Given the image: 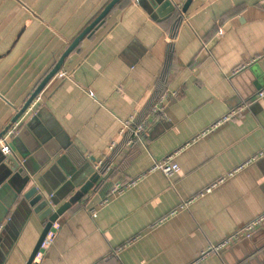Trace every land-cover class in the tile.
Returning <instances> with one entry per match:
<instances>
[{
  "label": "crops",
  "instance_id": "1",
  "mask_svg": "<svg viewBox=\"0 0 264 264\" xmlns=\"http://www.w3.org/2000/svg\"><path fill=\"white\" fill-rule=\"evenodd\" d=\"M111 1L0 0V135ZM170 1L119 2L17 120L11 157L36 173L25 192L42 181L62 206L74 193L61 167L83 185L100 164L113 174L60 217L33 264H264L244 235L202 259L264 216V0H193L186 13L188 0ZM33 134L49 148L21 157ZM176 152L177 175L150 173L102 205ZM43 228L27 204L9 210L0 264H27Z\"/></svg>",
  "mask_w": 264,
  "mask_h": 264
},
{
  "label": "water",
  "instance_id": "2",
  "mask_svg": "<svg viewBox=\"0 0 264 264\" xmlns=\"http://www.w3.org/2000/svg\"><path fill=\"white\" fill-rule=\"evenodd\" d=\"M122 0H112L109 5L102 11V13L73 41L70 47L64 52L59 61L56 63L52 71L47 75L43 80L41 85L35 90L28 102L25 104L20 113L15 117L13 122H16L20 117L25 115V112L29 109L30 105L34 99L43 92L46 85L51 81L63 68L66 58L70 53L78 46V44L87 36L94 32L100 25L104 23L105 18L111 12V10ZM193 0H188L185 4L183 11L186 13L189 9ZM166 4H172L171 1L166 2ZM34 131V130H32ZM5 133V132H4ZM2 133L0 138L4 135ZM31 139L26 142L25 149H22V156L26 157L29 153L41 152L42 148H49L48 142L43 140H36V134L31 135ZM54 154L46 158L47 162L52 159ZM8 158L12 161V166H9L6 163ZM0 159H5L6 163L0 162V226L3 224L4 219L7 217L9 210L14 206L19 204V207L27 204L31 209V213L36 214L40 222L44 223V228L41 233V236L37 242V245L28 261L27 264H33L36 256L41 250V247L48 236L49 232L52 230L53 225L58 222L60 217H62L67 210L79 203L82 200V197L92 189L93 185L96 184L101 179V173L95 170V173L90 175V181L86 185L80 183L79 174H72L65 172L62 168V173L65 177V180L68 179L69 182L67 185L71 187V190L66 195L65 198L70 196L72 192L74 193L69 200L64 203L62 206H59L60 200L58 196L54 195L50 190L47 189L42 181H39L38 184L33 185L27 192L25 189L32 183L36 173L28 172L26 173L25 167L28 165L25 162H22L18 157L12 155H4L0 152ZM59 164V162H58ZM60 166V164L58 165ZM15 178L21 179V184L15 186L13 180ZM12 185H14L15 190H13ZM69 189V188H68ZM68 191V190H67ZM9 195V196H8ZM3 196V197H2ZM7 199L6 202H3V199ZM258 232H254L249 238L245 241H252L254 243V248H252L250 257L253 258L254 262H263L264 263V226L260 228ZM263 234L261 239L256 240L257 234ZM251 247V245H250Z\"/></svg>",
  "mask_w": 264,
  "mask_h": 264
},
{
  "label": "built area",
  "instance_id": "3",
  "mask_svg": "<svg viewBox=\"0 0 264 264\" xmlns=\"http://www.w3.org/2000/svg\"><path fill=\"white\" fill-rule=\"evenodd\" d=\"M167 1H170V0H167ZM243 69H245V67L240 68L238 70V72L243 70ZM42 93H40L34 99L32 104L30 105V109H33L34 107H36L42 101V96H43ZM262 98H264V89L262 91H260L259 93H257V95L254 97V101L260 100ZM163 101L164 100L162 99L161 103H163ZM242 109L244 110V107ZM240 111H242V110H240ZM240 111H232V112H230L223 119L219 120L217 123H215L213 126H211L205 133H203L201 135V137H204L205 135L210 134L211 132H213L218 127L228 123L229 121H231V119H233L235 116H237ZM20 126H21V124L18 121L15 122L14 124H11L8 127V129L6 130V132L4 133V135L0 138V152L3 153L4 155H11L13 153L12 141H13L15 135L17 134V132L19 131ZM130 128H131V121H126V122H124V130L122 132H124L125 130H128ZM134 134H135L136 137H139V133L137 131ZM114 146H115V144H113L111 149H113ZM178 153L179 152L173 153V154L165 157L164 159L155 161L153 166L151 167V169L148 172H146L145 174L141 175L140 177H138L136 179H132V180H129V181H126V182H122V183L121 182L116 183L111 188L109 196L102 202V205L107 204L111 200V198L119 197L127 189H130V188L134 187L139 181L143 180V178L145 176H147L148 174H150V173L161 172L168 179H170V178L174 177L175 175H177L180 172V166L175 161L176 156L178 155ZM263 155H264V152L260 154V156H263ZM102 166L103 165L100 164V165H98L96 167V170L98 172H100V173H101ZM109 171H110V169L107 168L106 172H109ZM187 204L183 205L181 207V210L186 208L188 206ZM55 225L56 224L53 225V228L49 232L48 236L46 237L41 249H43L45 247H49L54 242V240H55V238L57 236L56 232L54 231ZM263 225H264V216L260 217L256 221L250 223L244 229L238 231L233 237H230L229 239L225 240L220 245L215 246V247H211L210 249H208L206 251V253L203 254L202 259L205 258L206 256L210 255V254H213V253H216V254L222 253L224 250L228 249V247L234 241L238 240L240 235H244V237L246 239L249 238L258 228H260Z\"/></svg>",
  "mask_w": 264,
  "mask_h": 264
},
{
  "label": "trees",
  "instance_id": "4",
  "mask_svg": "<svg viewBox=\"0 0 264 264\" xmlns=\"http://www.w3.org/2000/svg\"><path fill=\"white\" fill-rule=\"evenodd\" d=\"M183 15H184L183 11H181L179 9L175 10V17L177 18V20H178L177 22L178 23L183 18ZM107 168L108 167H106L105 165L102 166V168H101V178H102V180L96 185V190H98L102 185H104L106 183V181H108L112 177V175H113L112 171L110 170L109 172H106Z\"/></svg>",
  "mask_w": 264,
  "mask_h": 264
}]
</instances>
